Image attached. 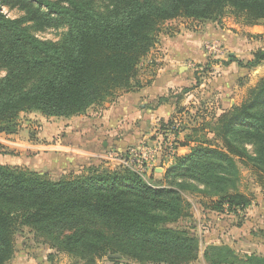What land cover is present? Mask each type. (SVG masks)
I'll use <instances>...</instances> for the list:
<instances>
[{
    "label": "trees",
    "instance_id": "trees-1",
    "mask_svg": "<svg viewBox=\"0 0 264 264\" xmlns=\"http://www.w3.org/2000/svg\"><path fill=\"white\" fill-rule=\"evenodd\" d=\"M4 5L25 15L11 18ZM227 10L255 24L264 19V0H0V133L16 132L21 111L68 118L139 89L140 64L164 22L219 21ZM27 21L66 31L59 40L42 39ZM229 60L252 69L264 50L246 62ZM192 128L200 136L185 135L179 146L188 151L174 153L155 184L96 163L57 178L0 163V264L13 257L23 227L83 264L112 253L138 264L196 260L198 237L177 225L187 216L182 191L202 194L214 212L237 215L252 202L239 189L242 164L264 192V76L240 103ZM202 256L208 264H264V256L240 258L225 244L208 245Z\"/></svg>",
    "mask_w": 264,
    "mask_h": 264
},
{
    "label": "rangeland",
    "instance_id": "rangeland-1",
    "mask_svg": "<svg viewBox=\"0 0 264 264\" xmlns=\"http://www.w3.org/2000/svg\"><path fill=\"white\" fill-rule=\"evenodd\" d=\"M2 11L11 18H20L25 15V11L17 6H2ZM30 30L38 37L48 40H59L64 32L65 27L59 28H44L42 30L35 29L31 21L25 22ZM215 26L212 28V26ZM168 33L166 36L164 33ZM177 32L176 34H174ZM163 33L161 36L160 34ZM225 34V35H224ZM201 35L200 50L206 54L204 63L202 60L197 62L191 61L190 67L198 68L197 77H201V86L197 87L194 92L202 97L197 101L188 100L184 102L183 108L178 109L169 120L161 121L151 131H148L147 143L151 149L160 148L156 152L158 159L153 164L162 159H168L167 143H171L175 153L182 149L179 148L181 142L184 141L186 134L193 137L200 136L201 132L195 135L192 127L201 126L208 123L214 116H217L219 109L229 108L233 104L240 103L245 99L247 91L254 86L259 78L264 76V61L252 68L241 67L236 61H230L229 56L233 55L235 59L246 62L251 59L253 53L258 49L264 50V19L259 20L255 24H247L243 15L234 14L227 10L219 21H197L187 18H177L164 22L161 25V31L157 34V38L164 40L188 39L190 37L196 38ZM169 39H167V38ZM175 38V39H174ZM217 39L224 49V54L219 57L208 54L205 45L208 41ZM157 42V41H156ZM154 47V46H153ZM150 53V52H149ZM147 54L146 58L140 64L139 78L143 85L154 69L161 67V60L158 51H152L151 55ZM149 55V56H148ZM190 62V61H188ZM4 74L0 70V76ZM135 91V90H134ZM120 93V92H119ZM128 92H121L113 101H104L101 104L90 107L84 114L76 115L68 123H65L60 118L50 120L49 117L40 114L34 110H25L18 113L16 117L17 129L15 133H0V163L11 166L25 167L30 170H37L36 154L46 152H63L66 160L58 162V167L40 168V171H45L52 178H57L61 174H80L84 173L83 166L77 165L75 161H79L78 156H69L68 153L77 152V148L81 146L78 140H73L71 134H62L60 131L50 133L42 138H37L39 132H45L46 129L57 128L56 126L64 128L69 126L72 131H76L77 137H82L84 131L83 123L92 121L98 117L105 109H107L113 102ZM183 103V102H182ZM219 115V114H218ZM56 125V126H55ZM190 125V126H187ZM83 129V130H82ZM56 130V129H55ZM150 132H152L150 134ZM84 133V132H83ZM124 133L122 130L117 132V135ZM86 135V132H85ZM105 139L108 140V134H104ZM103 136V137H104ZM36 142L40 145L36 146ZM69 142H72L70 146ZM100 145V144H99ZM75 146V147H74ZM104 147L100 146V150ZM73 149V150H72ZM110 151V150H109ZM165 156V157H164ZM73 157V158H72ZM70 159V160H69ZM73 159V161H71ZM83 160V159H82ZM87 164L96 163L100 167L114 169L117 166L110 160L99 159L93 157L86 159ZM107 163V164H106ZM62 164V166H61ZM85 164V165H87ZM241 179L239 189L251 195L253 198L254 187H260L256 175L253 171L240 165ZM144 180L155 184V181L144 175ZM263 191V190H262ZM182 196L187 203V216L178 221L177 225L191 228L198 237V256L196 260L188 264H208L203 259V252L208 245L211 244H225L231 247L238 257H243L248 254L246 250H238L233 247L226 240V231L222 227H212V210L205 206L209 199L200 193H193L190 191H182ZM205 203V204H204ZM238 219V218H237ZM193 226V227H192ZM223 226V225H222ZM217 234L219 241L215 242L212 239ZM250 253H255L249 250ZM7 264H83L77 258L71 257L64 252H58L49 246L46 238L36 236L27 227H23L15 236V251L13 257ZM96 264H138L135 261L126 259L118 253L108 254L96 261Z\"/></svg>",
    "mask_w": 264,
    "mask_h": 264
},
{
    "label": "crops",
    "instance_id": "crops-1",
    "mask_svg": "<svg viewBox=\"0 0 264 264\" xmlns=\"http://www.w3.org/2000/svg\"><path fill=\"white\" fill-rule=\"evenodd\" d=\"M215 26L213 25L212 28ZM164 34L168 35L167 32ZM160 36L150 50L149 55L152 51H158L162 62L161 67L153 70L152 75L147 77L142 87L125 93L102 113H99L98 117L92 121L84 122L82 137H77V132L69 129V126L58 129L59 126L55 125L57 128L54 127L46 129L45 132L37 133V138L59 131L65 135L71 134L73 137L70 138L75 141L80 138L78 143L81 146H74L79 149L77 150L78 154H75V152L68 154L69 156H78L80 160L75 162L78 163L77 165L83 166L87 164L86 159L97 158L109 150L135 145L142 140H147L148 131L156 129L154 127L160 124L161 121L169 120L178 109L183 108L184 102L193 100L192 102L195 103L198 98L200 99L202 95L199 96L194 92L197 87L201 86L199 84L201 77H197L199 67L194 68L189 65L193 63L191 61L202 60V63H204L207 60L205 58L206 54H203V51L200 50L201 39L204 36L199 35L196 38L176 40H164V37L160 39ZM145 58L146 60L149 59L147 56ZM159 98H164V100L158 102ZM223 109H219L217 115ZM54 118L56 117H49L50 120ZM57 118L68 123L77 116ZM120 130L124 133L117 135ZM105 133L109 136L108 140L105 139ZM69 144L73 147L72 142H69ZM39 145L40 142L39 144L36 142V146ZM100 146L104 148L100 150ZM179 148L182 149L181 152L183 153L188 151V147L179 146ZM64 151L36 154V167H58V162L66 160L64 159L66 158ZM177 153L183 154L179 151ZM99 159L102 160L100 157ZM171 160L172 158L157 161L158 164H154L153 170L149 172L150 177L153 180H160L164 169L170 164ZM40 168L37 170L40 171ZM253 195L251 204L243 211H239L237 215L212 211L214 213L212 215L214 218L212 227L216 226L220 229L224 227L226 240L231 246L239 248L238 250H246L243 252L248 254L250 250L264 256V192L260 187H254ZM212 239H215V242L219 241L217 234Z\"/></svg>",
    "mask_w": 264,
    "mask_h": 264
},
{
    "label": "built area",
    "instance_id": "built-area-1",
    "mask_svg": "<svg viewBox=\"0 0 264 264\" xmlns=\"http://www.w3.org/2000/svg\"><path fill=\"white\" fill-rule=\"evenodd\" d=\"M205 49L209 55L212 54L219 57L224 54V49L217 39L208 41L205 45ZM166 146H168L167 156L172 158L175 151L171 143H167ZM159 150L160 148L158 147L157 149H151L147 141L142 140L135 145H128L121 149L110 150L107 153L99 155V157L104 160L112 161L117 167L128 168L145 179L144 175H149V172L154 168L153 163L158 159L156 152Z\"/></svg>",
    "mask_w": 264,
    "mask_h": 264
}]
</instances>
